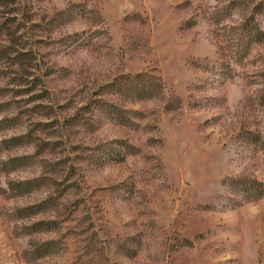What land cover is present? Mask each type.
Instances as JSON below:
<instances>
[{
	"label": "rangeland",
	"instance_id": "1",
	"mask_svg": "<svg viewBox=\"0 0 264 264\" xmlns=\"http://www.w3.org/2000/svg\"><path fill=\"white\" fill-rule=\"evenodd\" d=\"M0 264H264V0H0Z\"/></svg>",
	"mask_w": 264,
	"mask_h": 264
}]
</instances>
